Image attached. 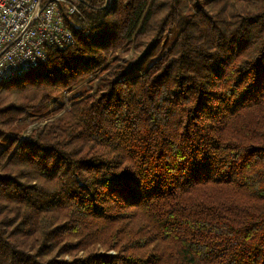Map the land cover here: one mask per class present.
Returning <instances> with one entry per match:
<instances>
[{
    "label": "trees",
    "instance_id": "obj_1",
    "mask_svg": "<svg viewBox=\"0 0 264 264\" xmlns=\"http://www.w3.org/2000/svg\"><path fill=\"white\" fill-rule=\"evenodd\" d=\"M105 3L0 83V264H264V0Z\"/></svg>",
    "mask_w": 264,
    "mask_h": 264
},
{
    "label": "built area",
    "instance_id": "obj_2",
    "mask_svg": "<svg viewBox=\"0 0 264 264\" xmlns=\"http://www.w3.org/2000/svg\"><path fill=\"white\" fill-rule=\"evenodd\" d=\"M0 0V83L21 76L47 60L49 52L74 43L66 16L81 0ZM114 0H106L105 7Z\"/></svg>",
    "mask_w": 264,
    "mask_h": 264
},
{
    "label": "rangeland",
    "instance_id": "obj_3",
    "mask_svg": "<svg viewBox=\"0 0 264 264\" xmlns=\"http://www.w3.org/2000/svg\"><path fill=\"white\" fill-rule=\"evenodd\" d=\"M134 47H130L129 49L132 51ZM129 57V54L127 55V58ZM68 97V95H66ZM69 107V104L66 105V108ZM46 122H43L41 124H39V126L45 124ZM32 129V128H31Z\"/></svg>",
    "mask_w": 264,
    "mask_h": 264
},
{
    "label": "water",
    "instance_id": "obj_4",
    "mask_svg": "<svg viewBox=\"0 0 264 264\" xmlns=\"http://www.w3.org/2000/svg\"><path fill=\"white\" fill-rule=\"evenodd\" d=\"M82 1V0H81Z\"/></svg>",
    "mask_w": 264,
    "mask_h": 264
}]
</instances>
